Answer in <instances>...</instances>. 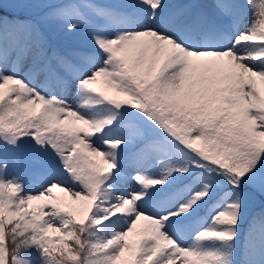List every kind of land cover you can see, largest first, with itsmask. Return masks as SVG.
Instances as JSON below:
<instances>
[{
    "label": "snow or ice",
    "instance_id": "obj_1",
    "mask_svg": "<svg viewBox=\"0 0 264 264\" xmlns=\"http://www.w3.org/2000/svg\"><path fill=\"white\" fill-rule=\"evenodd\" d=\"M253 192L264 0H0V264H264Z\"/></svg>",
    "mask_w": 264,
    "mask_h": 264
},
{
    "label": "rangeland",
    "instance_id": "obj_2",
    "mask_svg": "<svg viewBox=\"0 0 264 264\" xmlns=\"http://www.w3.org/2000/svg\"><path fill=\"white\" fill-rule=\"evenodd\" d=\"M204 1V0H203ZM209 2H213V0H208ZM206 1V2H208ZM7 2V0H5ZM106 2H112V0H106ZM243 2V0H241ZM8 10L13 11L12 8H8ZM251 13L248 14V19L246 20V23L250 20ZM53 39H56L57 42H60V45L63 47L64 50H71L74 47H90L91 42L90 40L83 34H78L75 36H65L63 34L57 35L53 37ZM47 94V93H45ZM69 100H71V97H69ZM14 158H18L20 161V164L18 165L19 170L24 174V182L25 184L32 188L33 190H36L39 187L38 182L33 178L31 173L36 170L44 167L48 162H50L51 157L44 156L43 154L37 153L34 151V147L32 144H25L21 147L20 151L18 153H9L8 154V160H9V172L12 171V163L11 161ZM131 183V182H130ZM255 196L252 194L250 195L249 201H248V209L247 214L249 210L255 205ZM202 215H207V211L203 213ZM32 255H35V253H32Z\"/></svg>",
    "mask_w": 264,
    "mask_h": 264
},
{
    "label": "trees",
    "instance_id": "obj_3",
    "mask_svg": "<svg viewBox=\"0 0 264 264\" xmlns=\"http://www.w3.org/2000/svg\"><path fill=\"white\" fill-rule=\"evenodd\" d=\"M7 11L9 13H11L12 11L8 10ZM21 15V18H24V13L21 12L20 13ZM53 43L60 49L64 50L63 47L60 45V42H57L56 39H53ZM89 48L86 47V48H82V47H74L72 48L71 50H74V49H87ZM254 195L255 197V205L249 210L247 216H246V223L244 225V228L246 229L247 226H248V222H250L254 217L264 213V195L260 194L259 192H253L251 193L250 195Z\"/></svg>",
    "mask_w": 264,
    "mask_h": 264
},
{
    "label": "bare ground",
    "instance_id": "obj_4",
    "mask_svg": "<svg viewBox=\"0 0 264 264\" xmlns=\"http://www.w3.org/2000/svg\"><path fill=\"white\" fill-rule=\"evenodd\" d=\"M206 1H208V0H204L203 2H204V3H207V4H209V5L211 4V2H209V1L206 2Z\"/></svg>",
    "mask_w": 264,
    "mask_h": 264
}]
</instances>
